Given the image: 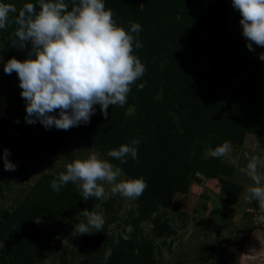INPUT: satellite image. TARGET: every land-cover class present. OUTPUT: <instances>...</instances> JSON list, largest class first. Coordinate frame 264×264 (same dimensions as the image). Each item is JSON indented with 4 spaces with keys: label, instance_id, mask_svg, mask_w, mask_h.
Wrapping results in <instances>:
<instances>
[{
    "label": "trees",
    "instance_id": "trees-1",
    "mask_svg": "<svg viewBox=\"0 0 264 264\" xmlns=\"http://www.w3.org/2000/svg\"><path fill=\"white\" fill-rule=\"evenodd\" d=\"M8 2L19 8L26 0ZM104 3L126 30L131 22L141 25L139 39L143 46L135 54L147 71L136 84L147 83L142 90L134 84L127 103L123 107L110 106L107 118L97 105L90 123L70 130L46 129L39 121L28 124L26 102L21 95L11 101L16 105L12 110L3 103L0 93V122L4 126L9 121L5 114L10 113L18 121L10 122V130L4 131L1 141L11 152L9 160L19 156V163H14L16 169L0 177V199L6 197L3 185L9 186L14 177L20 183L10 204L0 206V263L25 246L28 255L23 260H9L8 264H44L83 219L78 215L82 209L98 212L96 206L100 204L106 214L112 212L114 199L85 201L72 183L55 192L51 181L66 171L63 167L53 174L42 173L34 183L22 184L30 177L32 159L51 160L68 141H80L91 152L101 153L120 167L124 178L143 177L148 186L135 199L131 212L119 218L113 214L105 220L103 231L81 234L80 239H75L79 250H72L65 264H153L156 246L166 245L176 234L167 209L176 195L190 191L196 174L216 179L227 204H234L241 191V186L229 179L233 166L206 155L208 148L224 141L242 144L246 133L264 142V60L259 59L264 47L254 44L253 51L247 48L240 13L232 7L231 0ZM14 31L15 25L0 30V43L6 51L0 73L19 78L16 72L6 74L4 64L13 56L27 58L30 45L12 47ZM130 138L140 140L138 160L129 156L127 163L121 164L107 157L110 149ZM77 155L70 162L83 158ZM37 219L52 220L56 226L54 230L41 229L35 226ZM116 220L121 224L109 229ZM146 220L152 225L147 235L141 228V222ZM129 226L131 233L127 231ZM37 235L38 241H32L30 237L35 239Z\"/></svg>",
    "mask_w": 264,
    "mask_h": 264
},
{
    "label": "clouds",
    "instance_id": "clouds-1",
    "mask_svg": "<svg viewBox=\"0 0 264 264\" xmlns=\"http://www.w3.org/2000/svg\"><path fill=\"white\" fill-rule=\"evenodd\" d=\"M231 3L240 13L247 48L253 51L254 44L264 47V0H231ZM114 15L112 9L105 7L104 0H70V3L26 0L19 8L8 0H0V30L15 25L12 47L22 49L30 45L27 58L19 60L13 56L4 64L6 74L16 72L19 77L28 124L39 121L46 129L70 130L90 123L97 105L107 118L110 106L123 107L127 103L132 86L147 71L135 54L143 46L139 39L142 27L131 22L126 30L114 20ZM259 59L264 60V52L259 54ZM146 83L136 84L138 90ZM139 144V139L130 138L118 148L110 149L107 157L121 164L127 163L129 156L138 160ZM207 154L231 159V142L209 147ZM10 155V150L4 149L0 157L6 171L16 169L8 159ZM244 157L246 167L239 171L254 182L247 188L245 198L249 203L258 201L264 209V172L261 171L264 159L247 152ZM69 183L76 186L85 201L105 200L111 194L135 200L148 186L143 177L124 178L122 169L97 151L68 163L66 171L53 179L50 186L59 192ZM105 184L110 186V191H106ZM78 215L83 219L74 225L77 234L103 231L102 213L85 208ZM127 231L131 233L132 228L129 226Z\"/></svg>",
    "mask_w": 264,
    "mask_h": 264
},
{
    "label": "rangeland",
    "instance_id": "rangeland-1",
    "mask_svg": "<svg viewBox=\"0 0 264 264\" xmlns=\"http://www.w3.org/2000/svg\"><path fill=\"white\" fill-rule=\"evenodd\" d=\"M5 53V47L0 43V56H2L0 65ZM20 92L19 78L0 73V93L4 104H8L12 110H15L16 105L12 102L15 97L20 96ZM5 116L9 121L4 126L0 122V148H2L0 157L3 155V150L7 148L1 141L3 133L6 129L10 130V122L12 124L17 122L11 113L5 114ZM31 130L37 133L35 128ZM231 145L232 158L221 159L233 166V172L229 179L241 186L236 201L230 205L222 199L220 183L216 179L204 178V182L203 178L194 177L190 191L186 194L176 195L172 206L167 209V216L173 220L176 234L166 245L156 246L153 254L156 261L153 264H264V224H262L261 217L251 220L252 215L246 212L250 203H258L256 200L249 203L245 198L247 188L254 182L239 171L247 164L244 157L245 152L249 155H259L264 159V142H259L255 134L246 133L242 144ZM78 153L79 156L82 154V157L86 158L91 151L84 147L80 141L71 140L63 146L60 154L51 160L32 159L28 169L30 177L23 180L22 184L34 183L44 172L53 174L59 167L66 168L67 164L78 156ZM10 161L18 164L19 156H14ZM261 171L264 172V169ZM2 174L10 175L11 171L4 169L3 159L0 158V177ZM18 185L20 183H16V177L13 178L9 186L3 185V194H6V197L0 199V206L10 204ZM104 186L106 191H110L109 185L105 184ZM206 195L209 197L207 198ZM111 198L114 200L110 215L103 211L100 204L96 206L99 210L98 213H102L105 220H110V216L113 214H117L119 218L131 212L130 209L136 206L135 200L125 199L119 194H111L105 200L109 199L108 201H110ZM117 224H121V221L111 222L108 228L116 229ZM35 226L54 230L56 225L49 219H37ZM151 226L150 221L141 222V228L146 235L149 234ZM38 236L35 239L30 238L32 241H38ZM81 236L74 229L71 230L69 235L60 241L59 248L55 249L43 263L62 264L63 261L65 264L64 259L70 257L72 250L78 252L79 249L74 244V240L80 239ZM27 250L28 247L24 246L17 254L7 256V259L0 264H8L9 260L14 259L23 260L26 254L28 255ZM80 254L83 253L80 252Z\"/></svg>",
    "mask_w": 264,
    "mask_h": 264
},
{
    "label": "built area",
    "instance_id": "built-area-1",
    "mask_svg": "<svg viewBox=\"0 0 264 264\" xmlns=\"http://www.w3.org/2000/svg\"><path fill=\"white\" fill-rule=\"evenodd\" d=\"M252 215V220L261 217L262 224H264V209H261L259 206H252L247 209ZM262 226V225H261ZM263 228V226H262Z\"/></svg>",
    "mask_w": 264,
    "mask_h": 264
},
{
    "label": "water",
    "instance_id": "water-1",
    "mask_svg": "<svg viewBox=\"0 0 264 264\" xmlns=\"http://www.w3.org/2000/svg\"><path fill=\"white\" fill-rule=\"evenodd\" d=\"M193 175V174H192ZM191 175V176H192ZM196 178H199V179H201V178H203V176L202 175H200V174H196V176H195ZM204 179V178H203ZM204 182H205V179L203 180ZM228 194V193H227Z\"/></svg>",
    "mask_w": 264,
    "mask_h": 264
},
{
    "label": "crops",
    "instance_id": "crops-1",
    "mask_svg": "<svg viewBox=\"0 0 264 264\" xmlns=\"http://www.w3.org/2000/svg\"><path fill=\"white\" fill-rule=\"evenodd\" d=\"M250 204H252V203H250Z\"/></svg>",
    "mask_w": 264,
    "mask_h": 264
}]
</instances>
